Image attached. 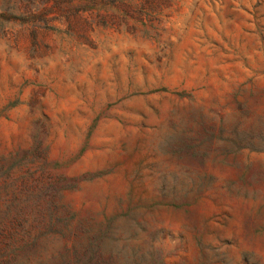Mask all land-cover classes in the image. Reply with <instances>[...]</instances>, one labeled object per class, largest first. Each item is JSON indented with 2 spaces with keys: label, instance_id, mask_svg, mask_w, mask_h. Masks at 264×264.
<instances>
[{
  "label": "rangeland",
  "instance_id": "1",
  "mask_svg": "<svg viewBox=\"0 0 264 264\" xmlns=\"http://www.w3.org/2000/svg\"><path fill=\"white\" fill-rule=\"evenodd\" d=\"M71 234L264 264V0H0V264H71Z\"/></svg>",
  "mask_w": 264,
  "mask_h": 264
},
{
  "label": "trees",
  "instance_id": "2",
  "mask_svg": "<svg viewBox=\"0 0 264 264\" xmlns=\"http://www.w3.org/2000/svg\"><path fill=\"white\" fill-rule=\"evenodd\" d=\"M74 217V214L70 215V218ZM57 221H64V218H58ZM75 235H69L72 241L70 246H65L64 251L74 255V262L71 264H91L93 259L91 248V242L85 247L80 246L77 248L74 245ZM50 237L48 232H42L35 235L26 234L23 238L21 245L10 246L9 250H5L1 257H6L7 262L16 259L19 255L25 258L26 261H30L31 258L39 259L48 253V249L42 243L44 240ZM45 238V239H44Z\"/></svg>",
  "mask_w": 264,
  "mask_h": 264
}]
</instances>
